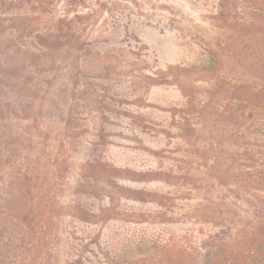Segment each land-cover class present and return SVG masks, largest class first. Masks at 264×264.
Masks as SVG:
<instances>
[{
    "label": "rangeland",
    "instance_id": "374dc122",
    "mask_svg": "<svg viewBox=\"0 0 264 264\" xmlns=\"http://www.w3.org/2000/svg\"><path fill=\"white\" fill-rule=\"evenodd\" d=\"M136 1L88 46H141L154 80L118 66L72 83L27 62L17 34L0 47V206L18 194L7 187L18 171L43 186L65 160L53 264H147L173 235L199 243L223 216L246 222L264 206V0ZM5 26L0 40L16 33ZM222 249L264 264V239Z\"/></svg>",
    "mask_w": 264,
    "mask_h": 264
},
{
    "label": "trees",
    "instance_id": "16d2710c",
    "mask_svg": "<svg viewBox=\"0 0 264 264\" xmlns=\"http://www.w3.org/2000/svg\"><path fill=\"white\" fill-rule=\"evenodd\" d=\"M131 4L136 10L141 9L136 0H0V31L10 23L16 32L2 38L0 47L11 43L17 34L30 42V50L22 53L27 62L34 66L40 60L35 65L37 68L66 71L72 83L82 77L111 76L116 74L118 66L131 68L132 78L154 80L145 73L148 63L143 59L141 46L127 43L129 48L121 47L117 54L88 46L94 32L107 30L110 17L115 23L127 15L134 9ZM57 7L61 8L58 13ZM21 52L14 51L12 57ZM126 54L132 58L123 60L121 56ZM64 162L59 157L53 159L52 172L43 186L37 185L40 174L34 177L32 171L24 174L20 170L18 175H13L14 180L7 187L14 191L19 188V192L4 198L5 203L0 206V264H53L57 258L59 249L52 245L56 236L52 229L57 218L54 182L62 175ZM251 179L249 176L248 180ZM250 216L246 222L236 215L223 216L221 228L206 233L199 243L190 233L173 235L168 241L158 243V250L144 261L147 264H234L232 252L226 254L222 249L226 240L253 248L259 239H264V206ZM234 224L238 226L233 227ZM68 264L95 263L77 257ZM98 264H102L100 260Z\"/></svg>",
    "mask_w": 264,
    "mask_h": 264
}]
</instances>
